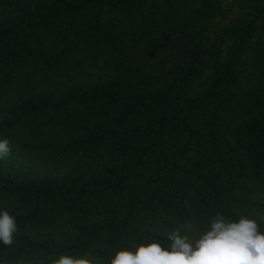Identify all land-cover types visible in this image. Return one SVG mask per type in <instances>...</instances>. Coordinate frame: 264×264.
I'll list each match as a JSON object with an SVG mask.
<instances>
[{"label":"trees","instance_id":"obj_1","mask_svg":"<svg viewBox=\"0 0 264 264\" xmlns=\"http://www.w3.org/2000/svg\"><path fill=\"white\" fill-rule=\"evenodd\" d=\"M0 139L4 264L264 228V0H0Z\"/></svg>","mask_w":264,"mask_h":264},{"label":"clouds","instance_id":"obj_2","mask_svg":"<svg viewBox=\"0 0 264 264\" xmlns=\"http://www.w3.org/2000/svg\"><path fill=\"white\" fill-rule=\"evenodd\" d=\"M11 151L10 141L0 139V159ZM17 217L0 207V243L11 247L17 233ZM4 264V259L0 260ZM39 264H98L88 257L62 254ZM108 264H264V228L250 214L235 217L217 212L206 226L192 220L176 226L167 236L143 239L115 252Z\"/></svg>","mask_w":264,"mask_h":264}]
</instances>
